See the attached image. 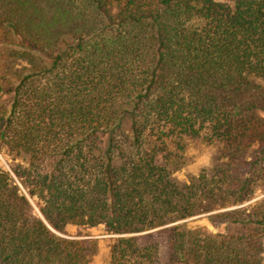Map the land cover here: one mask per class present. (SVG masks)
Masks as SVG:
<instances>
[{
  "label": "trees",
  "instance_id": "obj_1",
  "mask_svg": "<svg viewBox=\"0 0 264 264\" xmlns=\"http://www.w3.org/2000/svg\"><path fill=\"white\" fill-rule=\"evenodd\" d=\"M0 50V264H89L69 225L111 264H264V0H0ZM191 140L218 157L179 181Z\"/></svg>",
  "mask_w": 264,
  "mask_h": 264
},
{
  "label": "rangeland",
  "instance_id": "obj_2",
  "mask_svg": "<svg viewBox=\"0 0 264 264\" xmlns=\"http://www.w3.org/2000/svg\"><path fill=\"white\" fill-rule=\"evenodd\" d=\"M228 3H232V0H222ZM7 59V54L0 50V73L4 68L5 61ZM10 62V61H9ZM8 63V62H7ZM6 63V64H7ZM23 62L20 60H14L11 63L12 69L18 70L23 67ZM186 163L184 167L176 172L175 177L179 181H184L189 175L198 173L203 168H208L212 166L218 157V146L216 144H209L202 140H191L189 141L186 150ZM7 165L5 158L0 154V165ZM261 197H264V192H260L259 195L247 202L246 204L255 201ZM35 211L40 213L38 208L34 205ZM208 214H199L185 220L178 221L179 223H186L190 227H204L209 231L216 232L224 227L222 223H213L209 220ZM59 236L69 238V239H97L99 240V245L97 250L90 257L89 264H111L110 262V246L112 244V237L118 235L106 233L104 227H89L80 225H69L65 231L59 232L55 231ZM159 237L163 241L165 239L164 234H159ZM163 250L165 246L163 245Z\"/></svg>",
  "mask_w": 264,
  "mask_h": 264
}]
</instances>
